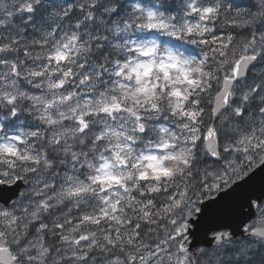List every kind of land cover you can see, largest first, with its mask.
Here are the masks:
<instances>
[{
	"label": "snow or ice",
	"instance_id": "1",
	"mask_svg": "<svg viewBox=\"0 0 264 264\" xmlns=\"http://www.w3.org/2000/svg\"><path fill=\"white\" fill-rule=\"evenodd\" d=\"M0 264H264V0H0Z\"/></svg>",
	"mask_w": 264,
	"mask_h": 264
},
{
	"label": "clouds",
	"instance_id": "2",
	"mask_svg": "<svg viewBox=\"0 0 264 264\" xmlns=\"http://www.w3.org/2000/svg\"><path fill=\"white\" fill-rule=\"evenodd\" d=\"M160 40H162L163 38L161 37V38H159Z\"/></svg>",
	"mask_w": 264,
	"mask_h": 264
}]
</instances>
